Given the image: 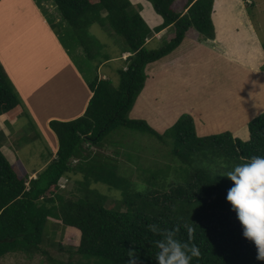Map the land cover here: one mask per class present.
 <instances>
[{"label":"trees","instance_id":"trees-1","mask_svg":"<svg viewBox=\"0 0 264 264\" xmlns=\"http://www.w3.org/2000/svg\"><path fill=\"white\" fill-rule=\"evenodd\" d=\"M52 1L77 34L83 52L90 51L83 46L86 30L100 24L122 37L123 53L130 55L125 59L126 66L118 71L117 88L109 79L97 76L87 82L91 97L82 116L50 122L58 141L56 158L35 179H30L20 164H10L0 146V259L24 253L30 260L44 256L45 264H127L133 250L138 264H156L158 249L154 241L160 234L147 227L156 224L161 229L179 226L177 238L198 246L200 256L193 257L191 264H264L257 258L254 242L243 236V226L226 200L233 182L225 175L235 164L264 156V113L248 124L247 141L234 138L230 131L200 137L189 114L182 115L163 134L144 119L129 118L145 87L149 64L180 46L190 29L203 38H215V0H188L184 13L173 9L176 0H147L163 18V24L154 29L141 16L142 5L131 0ZM253 6L254 2L247 4V8ZM167 27H173L174 37L163 47L148 49V40ZM109 59L106 56L104 61ZM146 90H150L149 84ZM3 114L27 116L0 63V116ZM121 129L148 134L163 143L170 141L169 155L177 168L185 167L186 183L159 185L157 180L166 178L170 164L156 168L157 159L152 161L156 170L150 181L161 188L154 192L132 188L120 172L118 151L116 156H108L92 150L105 139L121 145ZM149 170L144 168L143 172ZM62 178L72 181L70 189L61 188ZM97 184L120 190L121 198L104 196L95 188ZM166 187L168 190H164ZM108 199L112 200L111 208L106 205ZM68 228L79 232V245L73 250L66 248L69 256L60 262L51 252L61 249ZM58 229L62 230L59 239Z\"/></svg>","mask_w":264,"mask_h":264},{"label":"rangeland","instance_id":"rangeland-1","mask_svg":"<svg viewBox=\"0 0 264 264\" xmlns=\"http://www.w3.org/2000/svg\"><path fill=\"white\" fill-rule=\"evenodd\" d=\"M0 1L2 2L0 4V51H3V53L0 52V57L6 72H9L8 74H10L12 81L14 80V83L11 82L20 98L24 112L31 115L28 120L23 118L22 123L18 124L17 133L12 137L11 142L15 148L23 149L20 154L22 157L32 159L34 155L25 149L26 143L29 144V147L38 148L46 155L43 146L49 147L57 143V137L51 129L46 128L42 117L34 116L36 105L39 102L34 98L33 92L30 93L29 89L24 88L22 80H60L51 90L63 85L65 90L70 92L69 101L73 102L74 97L79 95L80 97L77 98L78 104H83L86 101L87 93L78 89L77 82L69 84L62 80L65 72L60 69V64L65 63L67 68V63L71 60L82 75L81 79L85 80L86 83L96 79L97 76L102 79L104 75L105 79H109L112 82V86L117 88L119 86L118 71L126 66L125 59L129 54L123 53L125 46L122 37L115 34L110 27H103L100 24H94L86 30L87 38L83 46L90 48V51L88 54L83 52V49L80 48L82 45L79 44L77 34H74L73 30L63 20L52 0H30L33 2L32 11L30 10L29 0ZM251 2H254V6L249 7V9L247 4ZM183 8L184 5H181V0H178L174 10L180 12ZM30 13L32 15L31 18H22L20 21L19 15H28ZM231 13H233L234 19L235 17L239 18L240 23L237 24L236 22L235 24L224 20ZM141 16L143 18V15ZM245 19H249V21L244 22ZM43 20H45L47 26L43 25ZM214 20L218 37L216 36V30L215 38L208 39L201 37L197 34V31L191 29L185 35L187 39L184 38L185 40L182 41L181 46H178L180 47L179 50L177 47L158 60L163 66L158 67L157 63L149 64L146 67L145 72L148 78L146 79L145 90L148 84L150 90H146V93L142 90L145 103L142 104V98H137L132 111L129 113V118L144 119L158 133L163 134L188 111L193 118L196 133L200 137L230 131L234 138L238 137L244 141L250 139L248 124L264 113V72L261 71V67H258L261 73H255L248 68V64H252L249 51L241 52L236 47L234 51H238L237 58L239 60H234V62L218 56L207 46L212 44L215 45L214 47L218 46L221 48L222 46L227 47L229 44H234V46L239 45L247 49L248 43L249 45L258 43L264 53V0H235L232 4L228 3V1L225 4H216ZM230 24L231 26H229ZM170 29H173V27ZM172 31L174 32V30L168 31L169 34ZM159 33H155L148 40V49L163 47L162 45L173 37L168 33L162 36ZM224 33L226 37L224 40L219 41V38H223ZM73 34L75 35L74 37ZM234 37L236 40H234ZM24 38L27 41H31L32 46L30 48L32 49L29 48V45H25L28 50H20L24 46ZM74 39H77L75 45L73 44ZM196 39L203 43L213 41L206 46L200 43L191 46V49H194L193 53L192 55L188 53L193 57L194 61H192L188 54H181L179 51L187 50L189 44L197 43ZM35 41H39L40 44H36ZM185 41L186 43H184ZM59 46L68 56V60L63 52L59 54ZM10 47L16 48L17 53L15 55L11 53ZM106 56L110 58L108 61H104ZM174 63H179L180 65L175 66ZM46 64L48 70H43ZM20 67L23 72L34 69L39 77L34 78L30 73V75L20 76L16 73V68ZM169 71L174 75L173 77H176L174 81L160 80L159 82V80L155 79L156 76H160L163 73L168 74ZM157 72L159 74H155ZM39 73L44 74L41 75ZM185 76L188 78L185 79ZM158 85L161 86L165 93L163 99L158 95L155 96V94L153 97V90L157 87L158 91ZM153 98L157 107L153 106ZM47 99L49 103H55L58 105L57 107H60L58 111L53 112L60 113V111L65 110L63 107L68 105L60 104L59 99L57 101L52 100L51 97H47ZM191 106L193 109L195 106L199 112L195 113ZM52 113L49 112V114ZM168 119L171 120L167 121ZM195 120L199 124H196ZM26 121L34 122V125L40 124L38 133L27 134L24 130ZM121 132L122 134L118 133L122 135V138L118 139L121 145H113L105 139L100 147H92V150L100 151V153L108 156H116L115 154L118 151L119 156L116 158L120 172L123 177L131 182L130 186L132 188L135 186L139 191L154 192L161 188L159 185L170 186L172 184L186 183L187 174L184 171L185 167L180 166L177 168L171 155H169L167 144L170 141L159 142L148 134L132 132L126 129H121ZM48 150L52 152L50 148ZM167 155L168 158H166ZM153 160L158 161L156 168L166 163L170 164V169L165 173L166 178H159L157 180L159 185L156 187L150 181V178L154 175L153 172L156 170ZM33 167L40 166L34 165ZM142 167L143 169H150L149 172H143L142 169L139 175L137 171ZM60 186L62 189H70L72 181L67 182L62 178ZM95 188L104 196L121 198L120 190L103 184H97ZM164 190H168V187L164 188ZM111 202L112 200L109 199L106 201L107 207L111 208ZM58 230L57 239L62 234V230ZM79 240V232L68 228L63 241L61 239V242H63L61 243V249H54L55 252H51L52 256L60 260V262L65 261L69 256L66 248L73 250L79 245ZM48 247L51 248L52 245L50 244ZM43 260L44 256L42 255L30 260L28 255L24 253H13L0 259V264H45Z\"/></svg>","mask_w":264,"mask_h":264},{"label":"crops","instance_id":"crops-1","mask_svg":"<svg viewBox=\"0 0 264 264\" xmlns=\"http://www.w3.org/2000/svg\"><path fill=\"white\" fill-rule=\"evenodd\" d=\"M24 1H26V0H24ZM131 1H132L133 4H141L142 5L143 9L141 10V15H143V19L145 20V22L148 24V26L151 29H154L155 27L160 26L163 23L162 17L160 15H158L154 11V8H153L152 4L149 1H147V0H131ZM187 1L188 0H185V2H183V0H181V5L183 4L185 6V3ZM226 1H228V3H230V4L235 2V0H215V2H214L212 20L214 22V27H215V30H216V36L217 37H218L217 27H216V23H215V20H214L216 3L217 2L218 3L221 2L222 4H225ZM177 2H178V0H176L175 3L173 4V9H174V7L176 8ZM1 3L2 2L0 1V4ZM29 5H30V10L32 11L33 10V8H32L33 2L30 1V0H29ZM183 10H184V8L181 9V11L178 12V13H182ZM19 16H20V21H21L22 18L23 19L27 18V17L31 18L32 15L30 13L28 15L27 14H23V15H19ZM241 17L243 18V16H241ZM224 20L233 22L235 24H236V22H237V24L240 23L239 18L237 19L235 17V19H234L233 13H231V15H227V18H224ZM43 21H44L43 25L47 26L45 20H43ZM248 21H249V19H245L244 20V22H248ZM229 26H231V24ZM170 28L171 27H168V28L162 30L159 33V35L162 36L163 34L164 35L167 34V33L169 34L168 31L173 30V29H170ZM253 34H255V33H253ZM169 35H172L174 37V32L172 31V33H170ZM233 36H235V35H233ZM225 37L226 36H225V33H224L223 38H219V41L224 40ZM185 39H187V38H185ZM47 40H48V37H47ZM188 40H189V38H188ZM234 40H236L235 37H234ZM195 41H197V43H195V44L192 43V41H191L192 44L188 45L187 50L185 49V50L179 51L181 54H183V53L188 54V57L191 58L192 61H194V60H193V57L190 56V54L192 55L194 49H191V46H195L198 43L203 44V45L206 46V45H209V43H211L213 40L212 41H207L205 43H203L202 41H200L198 39H196ZM35 42H36V44H40L39 41H35ZM184 43H186V41ZM25 45H29V48H30L32 46L31 45V41H27L26 38H24V46L22 48H20V50L23 49V50L27 51L28 47H26ZM210 46H207V47H209L210 50H212V52H214L218 56H221L222 58L228 59L229 61L230 60L231 61H234V60L238 61L239 60L237 58L238 51H234V49L236 47H238V49L241 52H248L249 51L248 53H250L252 64H248L247 63L248 64V68H250L255 73H261V71L264 72V60H263L264 59L263 58L264 53L262 52V50L260 48V45H258V43L255 44V45L254 44L253 45L252 44L249 45V43H248L247 47H246L247 49H244V48L240 47L239 45H235L234 46V44L233 45L229 44V45H227V47L222 46L221 48L218 47V46L214 47L215 45H212V44ZM59 48H60V46H59ZM179 48L180 47H178L177 49L179 50ZM10 49H11V53H13L14 55H15V53H17L16 50H15L16 48L10 47ZM30 49H32V48H30ZM0 52L3 53V51H0ZM62 52L63 51L60 48L59 54L62 53ZM65 57L68 60V56H66V54H65ZM0 61H1L0 63H2V66H3V68H4L5 72H6V69H5L4 63L2 62L1 57H0ZM260 62H261V64H259ZM157 63L159 65L158 67L163 66V64H160V61H155L153 64H157ZM174 65L178 66L180 64L179 63H174ZM65 66H66L65 63L60 64V69L65 72V74L63 75L62 80H65V82H68L69 84L71 82H74V83L77 82L78 83V89L81 90V91H85L87 93L86 101L83 104H78L79 102H78L77 98L80 97L79 95H76L74 97L73 102L69 101L68 99L70 97V95H69L70 92H69V90H65V87L63 85H60L59 87H56L54 90H51V88L56 83H59L60 80H31V79L22 80L24 88L29 89L30 93L33 92L34 98L36 99L37 102H39V104L36 105L37 108H36V110L34 112V116L35 117L36 116L42 117L43 121H44V125L46 126V128H49V129H50V126H49L50 121H53V120L69 121V120H72V119H75L77 117L82 116L84 114L85 110H86L88 101H89V99L91 97L90 88H89L88 84L86 83V81L81 79L82 75L79 73L78 69H76L74 63H72V61L69 60L68 63H67V68ZM258 67H261L262 70L260 71L258 69ZM16 69H17L16 73H18L20 76L21 75H30L31 74V76L34 77V78L39 77V76L36 75V72L34 71V69L32 71H25V72H23V69L21 67L20 68H16ZM43 70H48L47 69V64L45 65V67H43ZM39 74H41V73H39ZM43 74H41V75H43ZM155 74H159V73L157 72ZM8 76L11 79L10 74H8ZM173 76L174 75L171 74V71H169L168 74L163 73L160 76H156L155 79L159 80V82H160V80H168L170 82V80L174 81L176 79V77H173ZM105 78L106 77L103 75L102 79H105ZM187 78L188 77L185 76V79H187ZM11 81H12V79H11ZM12 82L14 83V80ZM143 91H145V87H144ZM143 91L140 93L141 97L139 95L138 98H140V99L143 98V96H142ZM154 94H155V96L158 95V96H160L163 99V96H164L165 93H164L163 89L161 88V86L158 85V91H157V87L155 88V90H153V97H154ZM47 97H51L52 100H56V101L59 99V103L60 104H64V105L68 104V105H72V106L68 107V105H67V107H63V109H65V110L64 111H60V113L59 112H53V111H58L60 109V107H57L58 105L55 104V103H49ZM157 104H159V103H157ZM153 106L157 107V105L154 102V98H153ZM192 109H193V107H192ZM193 110L195 111V113L199 112V110L195 106H194ZM49 112H51V113L53 112V113L49 114ZM186 113L187 114H191L188 111ZM29 117H31V115H28V114H27L26 117H22V118H12V116L8 115V114L1 115L0 116V142H1L0 146H1V151L3 152V154L5 155V157L8 159V161L11 164H16V163L20 164L26 170V172L30 175V179H34L36 177V174L39 171H41L42 169H44L47 166V164L50 163L51 160H53L56 157L57 143H54V144H52L49 147L48 146L47 147L43 146V148L46 151V155L44 153H42L38 148L29 147V144L26 143L25 144L26 145L25 149H27L30 153H32L34 155V158L29 159V158L22 157L20 154L22 153L21 150H23V149L15 148L13 146L12 142H11V139L17 133V130H18L17 126L22 121V119L23 118H27V120H28ZM37 122H38V120H37ZM195 123L199 124V122H197L196 120H195ZM24 125H25L24 130H25V132L27 134H31V133H34V132L38 133L39 128H40V124H35V125H37V126H35L34 122H32V121H26L24 123ZM49 148L52 150V152H50L48 150ZM34 165H37V166H40V167L34 168L33 167Z\"/></svg>","mask_w":264,"mask_h":264},{"label":"clouds","instance_id":"clouds-1","mask_svg":"<svg viewBox=\"0 0 264 264\" xmlns=\"http://www.w3.org/2000/svg\"><path fill=\"white\" fill-rule=\"evenodd\" d=\"M225 175L233 182L227 190L226 200L231 203L243 226V236L254 242L257 258L264 260V156H252L246 162L235 164ZM147 227L160 234V239L154 241L158 249L156 264H191L193 257L200 256L195 243L189 244L177 238L179 226L161 229L156 224H149ZM188 232H192L190 226ZM127 264H138L133 250L129 251Z\"/></svg>","mask_w":264,"mask_h":264}]
</instances>
